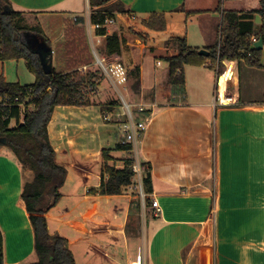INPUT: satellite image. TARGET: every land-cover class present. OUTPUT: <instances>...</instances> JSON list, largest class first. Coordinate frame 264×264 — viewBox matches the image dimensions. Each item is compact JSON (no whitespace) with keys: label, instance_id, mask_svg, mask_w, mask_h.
<instances>
[{"label":"crops","instance_id":"0c3cea01","mask_svg":"<svg viewBox=\"0 0 264 264\" xmlns=\"http://www.w3.org/2000/svg\"><path fill=\"white\" fill-rule=\"evenodd\" d=\"M8 1L25 18L37 21L52 44L55 38L58 46L66 40L75 17L84 18L92 42L94 35L96 44L103 43L91 28L89 0ZM116 1L132 16L117 15L114 33L129 36L128 45L135 46L132 57L139 54L141 70L140 89H131L129 77L125 90L134 108L142 105L150 113L137 145V159L150 168V207L139 200L136 185L120 195L98 193L109 178L103 151H110L108 167L125 166L126 154L115 150L123 138L120 121H112L114 115L106 111L101 117L108 114L105 122L119 131L107 128L94 116V104L56 107L47 129L56 162L67 177L58 203L45 214L49 233L67 241L76 264H225L224 246L241 240L255 241L264 251V69L228 62L219 78L210 64L187 66L185 97L175 105L159 106L155 90L166 77L164 58L179 53L172 39H186L201 50L213 46L221 24L219 0ZM260 1L223 0L222 8L251 11L260 7ZM182 5L187 12L205 13L177 12ZM152 14L164 15L165 30L143 24ZM258 31L255 17L254 34ZM108 34L113 31L108 29ZM97 56L119 61L128 73L131 69L125 53ZM60 65L63 59L53 58L52 66L60 70ZM1 76L22 86L35 82L24 60L0 61ZM220 86L234 96L236 105L215 107ZM23 183L21 165L0 149V264L36 260L33 228L20 198ZM155 202L161 209L158 217Z\"/></svg>","mask_w":264,"mask_h":264},{"label":"trees","instance_id":"16d2710c","mask_svg":"<svg viewBox=\"0 0 264 264\" xmlns=\"http://www.w3.org/2000/svg\"><path fill=\"white\" fill-rule=\"evenodd\" d=\"M89 4L90 22L100 26L96 35L103 37L98 55L125 53L131 68L128 73L132 79L131 89L139 90V54L133 58L131 52L135 46L128 45V35H109L107 27V22L115 20L117 15L132 16V12L116 0H89ZM222 5L223 0H219L216 12L221 14V24L216 43L205 48L208 56L200 55L201 49L189 46L186 39H172L179 53L164 58L168 64L166 77L155 90V102L159 106L175 105L185 97L187 66L203 67L210 64L209 67L216 71L219 78L224 75L228 62L264 69V50H252L255 42L262 40L264 44V0L260 1L258 9L251 11L224 10ZM176 11L187 15L205 13L187 12L184 5ZM256 16H260L262 25L259 32L254 34ZM24 21L23 13L15 11L8 0H0V61L24 60L28 71L35 76L33 84L24 86L0 77V96L3 98L0 103V139H6V144L0 143V149H6L22 168L24 183L20 198L33 228L36 255V260L28 264H76L67 241L58 234L49 233L45 218L46 212L58 203L61 197L59 190L67 177L66 169L56 162L47 127L56 107L89 105L90 98L99 93L103 72L101 69H93L96 59L88 45L83 17L71 19L66 30V40L58 46L57 55L64 61L60 70L52 66L55 51L41 25L37 23L30 27L24 25ZM143 24L155 31L166 28L162 14H152ZM131 36L137 35L131 31ZM220 41L221 47L218 50ZM39 52L43 53L50 65L48 73L42 67ZM120 106V101L112 99L107 103L106 111L114 114ZM149 114V111H145L144 117ZM137 115V120L143 116L138 112ZM115 150L126 154L125 166L123 169L108 167L110 151H103L106 165L104 171L109 178L98 191L101 195H120L134 185L132 145L125 143L122 138ZM143 166L148 167L146 163ZM148 169L149 172L142 180L147 208L150 207L149 196L153 193ZM2 247L3 237L0 232V250Z\"/></svg>","mask_w":264,"mask_h":264},{"label":"rangeland","instance_id":"374dc122","mask_svg":"<svg viewBox=\"0 0 264 264\" xmlns=\"http://www.w3.org/2000/svg\"><path fill=\"white\" fill-rule=\"evenodd\" d=\"M256 24H257V26H259V30H260L261 25H262L260 16H256ZM24 25L35 26V25H37V21H35L32 17H28V18H25ZM108 29L113 31V33H114V30L117 29V26H114L113 24H111V25H109ZM45 31L48 34V31H49L48 27H45ZM92 39H93V42L88 38V45H89L92 52H93V50L94 51L96 50V52L98 54V50L101 46H99L100 44H96V40L94 38V35H92ZM56 41L58 42V39L55 38V42L53 43V49L55 51V53H54V61L55 62H57V60H58V55H57L58 44L56 43ZM93 46L95 47V49L93 48ZM149 58H150V56L148 55L146 58L147 59L146 61H150ZM263 63H264V60H263ZM59 67H63V66L60 65ZM93 69H101V68L99 65L95 64L93 66ZM101 78H102L101 85H100L101 86V88H100L101 94L99 93V95H97L95 97H91L89 105H93V104L96 105L94 116L100 117L99 121L101 122V124L106 125L107 128L110 127L111 129H114L115 131H119L117 126L113 127L112 123L105 122L104 117L102 118L101 116H103V113L106 112V109H107L106 105L109 101H111L112 99H114L118 102L120 101V105H121L120 109L117 111V114H116V112H115V114H113L114 116H112V119H113L112 121L118 120V121H120V124L122 125L126 121V115H125V110L123 109L124 104H123L122 98L129 105L132 106L131 98L129 96V93L125 90L124 86H120L116 90L104 76H102ZM131 82H132V80L129 81V85ZM16 84H18V83H16ZM22 84H29V83H22ZM131 108H132L134 115L136 116L137 108H134L133 106ZM22 120H23V118H22ZM113 137H115V136H113ZM134 185H136V187H137L136 192L138 194L139 200L145 203V201L142 200L143 198L141 196L140 188L138 187L139 183L137 181H134ZM143 219H144V222H143ZM143 219L141 221V227L142 228L144 227V224L146 221V211H143ZM224 250L226 253L225 256H223L224 258H226L225 264H264V251L263 250L261 251L259 249V247H257L255 241L250 240V241H248V243L247 242L245 243V241H243V240L236 241L232 245L224 246Z\"/></svg>","mask_w":264,"mask_h":264},{"label":"built area","instance_id":"2783aa9c","mask_svg":"<svg viewBox=\"0 0 264 264\" xmlns=\"http://www.w3.org/2000/svg\"><path fill=\"white\" fill-rule=\"evenodd\" d=\"M132 19H135L133 16ZM114 24V20H109L107 22V27L109 25ZM92 30L96 32V30L100 29L99 25H92ZM100 37L101 36H97ZM221 41L219 43L218 50H220ZM93 54L96 59V64L100 66L103 76L111 83V85L117 90L120 86L126 87L128 84V70L117 60L106 62L104 59H100L96 51L93 50ZM86 69V68H84ZM123 109L125 110L126 121L122 124V133H123V140L125 143L132 145V155L134 157V163L132 165V171L134 173V181L139 183V188L141 192V196L144 200L145 195L143 192V178L149 172L148 167H144L143 163H141L137 159V145L139 140L144 136L148 122L150 120V116H145L144 113L146 111L145 107L140 105L137 107V112L139 115H143L142 118L137 120V114L134 115L132 111V106L129 105L123 98ZM238 102L234 98V96L229 95L222 89L220 86L217 90L216 99H215V107H222L227 105H236ZM105 121H109V115H105ZM154 208L156 211V217L160 213L161 209L158 204L154 203Z\"/></svg>","mask_w":264,"mask_h":264},{"label":"water","instance_id":"95a60500","mask_svg":"<svg viewBox=\"0 0 264 264\" xmlns=\"http://www.w3.org/2000/svg\"><path fill=\"white\" fill-rule=\"evenodd\" d=\"M263 47H264L263 41L259 40L254 43V45L252 46V50H262ZM199 54L203 56H208V52L206 50H201ZM39 57L41 59V64L45 73H48L50 65L47 63L46 58L44 57L42 52H39ZM0 143L6 144V139H0Z\"/></svg>","mask_w":264,"mask_h":264}]
</instances>
